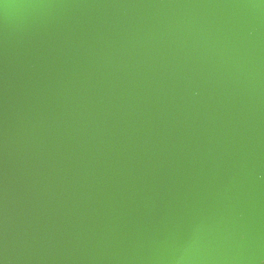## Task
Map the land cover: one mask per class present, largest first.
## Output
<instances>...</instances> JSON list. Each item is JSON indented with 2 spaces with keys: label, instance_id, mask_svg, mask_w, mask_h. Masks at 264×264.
Returning a JSON list of instances; mask_svg holds the SVG:
<instances>
[{
  "label": "water",
  "instance_id": "1",
  "mask_svg": "<svg viewBox=\"0 0 264 264\" xmlns=\"http://www.w3.org/2000/svg\"><path fill=\"white\" fill-rule=\"evenodd\" d=\"M0 264H264V0H0Z\"/></svg>",
  "mask_w": 264,
  "mask_h": 264
}]
</instances>
